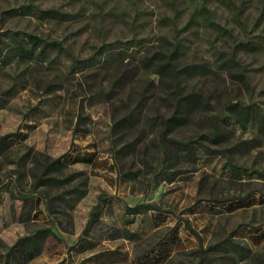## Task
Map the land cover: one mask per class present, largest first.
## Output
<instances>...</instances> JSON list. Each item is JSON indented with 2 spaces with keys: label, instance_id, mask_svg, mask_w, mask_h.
I'll return each mask as SVG.
<instances>
[{
  "label": "rangeland",
  "instance_id": "1",
  "mask_svg": "<svg viewBox=\"0 0 264 264\" xmlns=\"http://www.w3.org/2000/svg\"><path fill=\"white\" fill-rule=\"evenodd\" d=\"M4 29L60 46H49L44 61L0 63V137L10 141L0 152V254L42 226L53 234L25 264H67L66 258L72 264H135L156 242L173 240L174 226L177 245L160 264H193V248L231 231L264 253L255 235L264 230V205L227 207L250 194L264 197V134L230 119L222 122L228 134L210 149H195L193 160L185 151L165 150L160 122L173 110L164 99L170 75L143 62L176 46L177 63L195 65L180 75L181 85L208 104L167 135L186 139L209 131L207 116L227 101L253 103L264 113V0H0ZM73 59L81 67H72ZM133 108L134 116L120 125L117 120ZM252 138L257 145L247 147ZM77 150L92 153L95 163L68 162L50 173L62 182L34 186L44 155ZM225 160L240 167L238 175L229 173ZM223 197L231 199L214 201ZM97 202L101 221L86 236ZM137 202L162 211L127 223L125 204ZM129 231L135 236L126 237ZM105 250L126 259L98 260ZM211 254L221 262L220 254Z\"/></svg>",
  "mask_w": 264,
  "mask_h": 264
},
{
  "label": "trees",
  "instance_id": "2",
  "mask_svg": "<svg viewBox=\"0 0 264 264\" xmlns=\"http://www.w3.org/2000/svg\"><path fill=\"white\" fill-rule=\"evenodd\" d=\"M202 8L205 9V1L202 4ZM49 11V10H47ZM49 46H60L57 41H49L43 37L24 30L4 29L0 31V63L8 64L11 61H28L32 59L45 60V56L48 53ZM178 48L174 46L168 52H155L149 57L145 58L144 65L148 67L151 65L154 68V72L160 75H170L168 86L165 89L167 100L171 107L172 113L166 118H161V143L165 150L172 147L174 151L181 152L185 151V159L193 160L195 149L203 147L210 149V143L218 142L225 134H228V130H225L222 122L228 124V120L234 119V121L241 128H246L247 124H252L259 133L264 134V113L257 112L253 103H238V102H225L220 106L218 113H211L207 116V125L210 126L209 131L199 134L197 136H191L186 139H179L167 135L172 129L173 125L186 121V119L197 109L206 108L207 102L202 98L201 94L195 91H185L183 85L180 83V75L187 72V70L195 67V65H182L177 63ZM81 67V60H75ZM228 63V57L224 59ZM152 68V69H153ZM140 99L142 100L144 95V88L139 90ZM139 103V102H138ZM207 109V108H206ZM135 114V108L130 109L125 115L120 117L117 122L123 125L129 121ZM116 122V123H117ZM228 129V128H227ZM10 135V134H7ZM6 135L0 137V152L3 151L10 145V141L5 139ZM252 144H247V147L254 146L253 142L255 138L250 139ZM243 140V143H246ZM223 151H230L227 147ZM42 160V167L34 178V186L44 185L53 181L62 182V179H58L56 176H52L50 173L56 170H60L64 166L70 163L85 162L93 164L96 158L92 153H80L78 150L75 153L63 154L55 158H50L44 155ZM224 167L228 166L230 174L238 175L240 167L234 165L230 160H225ZM64 181V180H63ZM75 191V190H72ZM104 196H99L98 201ZM231 198L223 197L214 199L215 202H222L230 200ZM245 199V198H243ZM239 199V203H233L227 205L228 211L241 207H248L253 205H264V197L257 198L255 195L246 196V200ZM99 202H97L92 211L90 217L86 221L83 229V234L88 236V230L94 222H100L99 213ZM162 211L161 208L152 202H137L133 205L125 204L124 215L127 218V223H133L136 216H141V221L145 220L143 216H146L149 211ZM165 212H170L174 215L172 209H166ZM93 216V217H91ZM157 222V221H156ZM184 225L192 231L198 238L199 234L188 225V220L183 219ZM157 224V223H156ZM156 227H159L157 224ZM177 228L174 226L171 228L173 231L174 239L169 241L168 236L161 241L156 242V245L145 250L142 255L137 256L135 264H160L167 261L172 252L175 250L174 246L177 245ZM260 231V230H259ZM256 232L258 237L259 245L261 242L264 243V230L262 232ZM136 232H127L126 237L135 236ZM258 233V234H257ZM53 234L52 228L49 226H42L35 229L34 231L19 236L15 242L7 248L3 254H0L2 264H9L11 261L14 264H25L39 255L46 244L47 239ZM138 235V234H137ZM136 235V236H137ZM87 241V240H85ZM88 247H93L95 243L89 242ZM258 248V247H257ZM192 256L194 258L193 264H224L234 263L236 260L249 259L253 264H264V253L259 249H252V247L240 239L238 235L231 231L226 236L204 246L200 244L198 247L193 248ZM261 249V248H260ZM106 254L101 258L97 257L98 260H105V257L110 259V262L126 259L124 254H121L118 250L116 251H103ZM119 253L120 258L113 256ZM211 253L220 254L221 262L217 261L212 257ZM67 264H72L71 258H66ZM80 264V263H78Z\"/></svg>",
  "mask_w": 264,
  "mask_h": 264
}]
</instances>
